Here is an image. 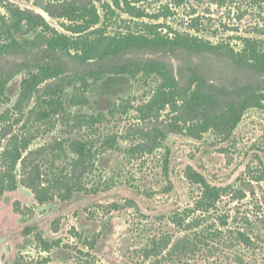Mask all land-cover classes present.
<instances>
[{"label": "rangeland", "instance_id": "374dc122", "mask_svg": "<svg viewBox=\"0 0 264 264\" xmlns=\"http://www.w3.org/2000/svg\"><path fill=\"white\" fill-rule=\"evenodd\" d=\"M72 1L97 8L101 22L95 29L101 27L106 36L128 29L138 32L144 23L160 26L169 38L174 32L197 36L218 46V52L139 48L80 64L73 52L25 43L34 40L38 29L17 34L21 49L0 53V153L31 120L38 98L54 86L68 98L89 100L84 106L75 99L68 102L72 115L100 120L92 128L54 121L52 131L41 135L30 150L69 136L101 142L113 138L114 148L97 158L96 170L87 179L89 187L101 188L107 182L108 191L44 204L21 185L0 194V264H264V180L259 177L264 169V110L245 109L229 140L212 131L169 133L178 113L166 109L158 118L141 120L159 79L118 73L162 63L186 91L202 89L228 102L247 88L264 102V71L243 60L249 42L264 52V0ZM2 3L28 10L57 32L71 34L67 20L46 12L57 11L59 4ZM0 13L5 14L1 6ZM41 68L56 77L43 81L30 99L20 100L23 80ZM80 78L88 84L83 86ZM154 130L168 133L165 147L152 154L134 153L144 142L141 132ZM189 168L211 186L225 188L214 210L194 211L201 190L188 182ZM95 238L91 249L88 242ZM54 243L58 245L47 250L46 244Z\"/></svg>", "mask_w": 264, "mask_h": 264}, {"label": "trees", "instance_id": "16d2710c", "mask_svg": "<svg viewBox=\"0 0 264 264\" xmlns=\"http://www.w3.org/2000/svg\"><path fill=\"white\" fill-rule=\"evenodd\" d=\"M59 4L57 11L47 9L50 15L57 13L56 17L67 20L70 26V35L61 34L41 16L28 10H20L9 3L0 6L5 14L0 13V53L19 51L21 44L16 35L22 31L34 33L38 29L34 40H25L33 46H46L51 51L74 53L80 64L90 61H104L130 49H157L165 47H178L191 52L216 53L218 46L204 41L197 36L187 33L174 32L173 36L163 35L158 29L160 26L141 24L138 32L128 29L125 33L115 36H106L101 27V16L93 4H76L72 0H49V5ZM63 4V5H62ZM137 17H142L138 12ZM94 28V29H93ZM243 60L253 68L264 71V52L256 49L254 43H247ZM38 73H31L21 84L20 100L30 99L37 92L38 87L45 80L56 77L51 70L41 68ZM118 73L136 76L143 73L145 77L159 79L156 91L149 104L145 105L148 114L142 112L143 121L158 118L161 111L170 110L171 114L178 113L169 133H183L184 130L202 133L212 131L229 140L238 124L243 111L248 108L264 110V102L257 93L251 89H243L228 102L219 101L218 98L202 89L186 91L180 87L179 82L171 71L162 63H149L135 69L124 70ZM79 81L83 86L88 82L84 78ZM204 86L203 80H201ZM38 98L37 109H32L31 120L22 126V131L12 135L3 151L0 153V194L15 191L19 185L26 188L39 204L54 202H67L77 194L94 195L110 190L107 182L101 188L96 184L89 187L90 178L96 170V160L105 151L114 148V139L106 138L102 142L89 138L67 137L55 140L51 144L42 146L38 150H30L32 144L51 132L55 122L60 121L74 125L81 124L93 127L100 118L78 113L72 115L67 103L75 99L77 105H87L89 100L84 96H71L68 98L61 87L54 86L47 89ZM180 112V113H179ZM181 123V124H180ZM189 123L190 126H187ZM144 142L138 143L133 149L134 153L144 152L152 154L165 147L164 142L168 133L163 130H154L152 133H143ZM168 158L165 157L164 169L167 170ZM187 179L191 185L198 186L201 197L196 202L194 211L210 212L216 208V203L223 195L225 188L211 186L206 179L195 170L189 168ZM259 177L264 180V169ZM201 235V234H200ZM242 236V235H241ZM202 237V236H198ZM244 237V236H242ZM204 238V237H202ZM97 238L88 242L91 249ZM47 250L57 243L46 244ZM176 250H178L176 248Z\"/></svg>", "mask_w": 264, "mask_h": 264}]
</instances>
